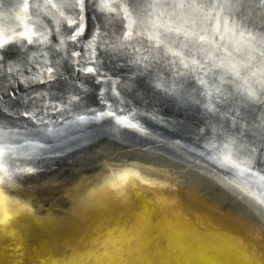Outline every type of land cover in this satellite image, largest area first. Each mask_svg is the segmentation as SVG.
<instances>
[{"label":"snow or ice","instance_id":"1","mask_svg":"<svg viewBox=\"0 0 264 264\" xmlns=\"http://www.w3.org/2000/svg\"><path fill=\"white\" fill-rule=\"evenodd\" d=\"M46 7L57 10L70 9L75 17L67 39L63 38L65 30L62 27H57V33L61 36L60 45H54V51L49 54L58 55L61 47L65 46L68 40L71 41L73 47H66L65 54L56 59L54 65L50 64L46 68V76L42 74L38 76L34 73L32 75L26 74V65H28L27 72L32 71L31 60L27 56L29 49L26 44L21 43L18 47L0 46V65L9 62L8 83L9 85L12 83L17 85L10 98L7 96L8 87H4L0 93V121H3L5 126H15L16 123H21L26 130H29L31 124L33 125L30 128L31 133L45 140L53 134L51 127H44V125L49 124V120L45 119L48 105L43 106L44 115H38V110L35 108L36 98L30 94L28 91L30 89L31 92L38 93L41 98L47 95L55 99L56 93H60L61 97L68 94L66 108L73 118L67 122L65 127H79L86 119L89 121L99 119L98 116L86 118V115L81 114L78 110L81 106L89 111H99L102 115L108 116L110 125L112 113L105 112L103 108L98 110L91 108L97 99L96 87L93 85L85 88L82 94L76 90L79 85L60 70L61 61H66L63 69L69 76H75L78 79L77 74H83L86 77L89 74L101 75L91 58L88 61L93 64L91 67H86L79 60L73 59L80 56V53L75 50V46L83 42L81 38L88 32L90 25L85 23V20L93 5L89 3V0H62L61 4L51 3V0H48ZM99 7L101 11L104 9L112 11L108 5H100ZM185 7L193 11H200L210 20L214 19L215 23L211 29L213 33H219L221 27L226 33L232 35H236L241 28L255 30L258 33L257 43L264 53V0H215L211 3L189 5L167 4L159 2V0L147 4L142 3L141 0H125V3L120 5V11L123 15L119 35L110 44L108 41H104V43L117 56L124 54L125 50L130 47L138 54L134 58L129 57V64L136 68V72L134 75H129L124 84L127 89V96L137 106H143L145 114H148L150 119L156 123L162 124L166 130L156 135L143 128L141 132L156 140L157 143L175 149L178 153L177 160L180 157H183L185 161L189 158L195 160V157L192 156L195 153V156L211 158L225 172L238 171L239 173L247 172L255 166H264V70L253 73L257 77L256 85L258 87H246L238 93H225L220 85L209 87L208 81L202 76L195 75L205 68L207 60L204 63H200L195 58L188 60L182 51L176 49L175 41L168 36L162 37L158 32L146 34L143 28L137 29L136 21L143 17L147 9H152L153 12L157 10L163 12L168 8L183 9ZM213 12H215L214 17ZM60 15L63 16L64 12L60 11ZM93 19L97 21L95 29L98 30L99 17L94 12ZM153 27L158 26L153 24ZM166 32H175L177 38L182 35L184 40L181 43L184 47H187L189 42L198 45L210 44L213 48L217 47L207 35L190 32L180 27L175 29L166 27ZM142 35H147L150 42L154 41V44H150L145 49L149 55H139L143 45L137 47L135 43H132L134 37ZM94 40L95 35L93 34L88 46H91ZM33 43L32 40L27 41V44ZM39 43H49L48 36L42 34ZM202 50L206 51V49ZM153 52L156 56L179 57L180 64L195 75L196 84L204 89L203 94L210 98L216 96L217 99L215 101L210 99L208 103H204L198 98L200 88L195 85L185 86L182 84L177 87L175 86L176 82L173 81V86H168L167 82L163 80L154 85L153 78L150 75L146 76L150 56ZM95 55L96 53L93 52L92 56L95 57ZM208 59H212V56L209 55ZM16 65L20 67H16ZM141 66L143 71H141ZM219 67H224L223 61L214 64L208 70L214 71L215 68ZM125 69L131 72V68L127 64L121 65L119 63L114 64L111 70L113 74L118 75ZM228 70L234 76L239 77L240 73L235 70L234 65H229ZM181 75L184 74L181 73ZM157 79L159 78L157 77ZM223 82L221 77V83ZM96 83L99 84L100 81L97 80ZM113 83H118V81ZM21 84L24 85V89H20L19 85ZM37 84L43 86L42 89L33 87ZM21 91H23V95L16 94ZM113 95L119 96L115 89H113ZM29 101H32V107L28 106ZM102 102L103 97H101ZM64 103V99L61 98L60 104ZM120 103L122 105L123 100ZM51 107L53 111H63L57 104H52ZM21 117L24 119L20 120ZM125 122V119L117 114L116 123ZM130 128L136 129L137 125L131 124ZM56 131L62 133L64 130L57 129ZM99 132L107 134L103 124L100 125ZM72 139H77V137H72ZM201 141L204 143L201 144ZM122 142L127 143L126 140H122ZM56 147L57 145H52L53 150ZM5 148H0V157L5 155ZM209 153H211L210 157ZM195 163H199V161L196 160ZM187 170L195 171L192 165H188ZM261 171H264V167H261ZM0 172H6L2 162H0ZM212 175L210 172H200L194 180H204L206 176ZM130 176L139 177V174L129 170L121 174L120 179L124 181ZM140 179L144 185L154 186L153 181ZM2 180L3 178H0V182ZM182 183L179 177H173V183L166 187L175 189L180 187ZM189 195L195 202L193 208L196 215L195 224L201 227L211 226L213 230L206 235L222 242L224 245L223 253L218 255L211 249L205 250L202 247V234L195 227L177 229L173 225L170 226L172 235L169 237L167 246L161 245L164 247L163 257L171 261L191 262V264L200 260L210 261V264H225L231 258L233 252L231 242L235 240L231 232L224 227L231 219L229 213L225 211L222 204L212 200L203 191L191 192L189 190ZM180 196L181 193H174L165 198L158 193L136 186L131 191L121 189L115 197L94 206L87 208L77 206L73 216L65 222L67 231H54L48 239L37 238L35 240L31 264H44L39 259L41 256H48L50 259V254L54 250L61 249L72 252L68 264H88L92 257L82 254L81 249L87 248L89 245H99L95 256L98 264H140V262L152 264L156 259V254L149 248L151 240L148 237L153 221L159 223L160 221L167 222L170 218H181L185 223L190 224L189 217L184 216L180 210ZM240 198L243 199L244 195L241 194ZM209 215L216 217L223 223L210 225ZM125 217L128 218L127 223L130 224L131 232H123L122 234L129 238L124 245L114 247L108 242L112 233L117 231V228H113L112 224L119 225ZM36 223L42 224L46 229H51L53 225L51 220H37ZM24 228L25 231L31 230V226L27 224ZM105 229L110 230L105 231ZM157 243L160 242L157 241ZM15 251L17 255L21 254L19 249ZM253 259L256 260V264H264V251L258 259L255 257ZM0 264H19V261L0 254Z\"/></svg>","mask_w":264,"mask_h":264},{"label":"bare ground","instance_id":"2","mask_svg":"<svg viewBox=\"0 0 264 264\" xmlns=\"http://www.w3.org/2000/svg\"><path fill=\"white\" fill-rule=\"evenodd\" d=\"M118 1L121 2L122 0H115L114 2H118ZM190 1L193 3L195 0H190ZM197 1L203 3H205L204 1H208L211 3V1H215V0H197ZM47 3L48 0H0V46L7 45L9 47H18L21 43H24L27 45V48L29 49V51L27 52V56L33 54L35 58L36 57L42 58L43 60V58L46 55H50L49 53L54 51V45L55 46L60 45L61 36L60 34L57 33V27H62L61 25H63V22L66 20L65 19L66 15L68 12H70V9L69 10L52 9L46 7ZM51 3L61 4L62 0H51ZM60 11L64 12L63 16L60 15ZM175 13L177 15L173 22L167 18H164L163 19L164 22L161 23L160 26H163L164 28L171 27L173 29L180 27L184 30L190 32L194 31L195 33H199L201 35L208 34L207 31L205 32L198 30L199 28L194 30L195 26L188 21L187 17H189L190 15L187 12L185 13V10L183 12L181 11V9H177ZM144 17L146 18V16ZM164 23H168V24L162 25ZM221 28L222 30H224L223 27ZM42 34L48 36L49 43L47 44L39 43V41L42 39ZM67 35L68 34L64 35L63 38L67 39ZM256 36L258 35H246L244 37L240 36L237 38H232L231 41L229 39V42H227V44L229 48H231V50L234 51L239 50V47H243L244 48L243 53L236 52V54L237 55L240 54L242 58H250L248 60H251L253 61V63L258 64V68L254 66L253 70L250 71L241 70V66L239 65L240 63L237 62L235 63L233 61H230L228 56L225 55V56H221L222 59L221 61H223L224 67L215 68L218 69L217 71L215 70L209 71L208 69L212 68L215 63L213 61H207L205 68L203 70L198 71L195 75L202 76L206 81H208L209 87H211L212 85H220L221 88L225 90V93L228 92L238 93L244 90L246 87H252V86L258 87V85H256L257 77L254 76L253 73H259L260 71L258 70L261 71L264 70V65L259 63V61L264 59V53L260 51L259 49L260 46H258L259 44L257 43V41L254 42L253 40H251L253 39V37ZM142 37H144V35L138 36L139 41L146 40L145 38ZM215 37L218 43H222V42L226 43L225 40H221L222 39L221 35H216ZM107 39L108 37H105L103 39V42L106 41ZM173 39H177V38H173ZM214 39L215 38H211L212 41ZM28 40H32L34 43L27 44ZM177 40L179 41V44H181L179 45L180 47L176 48L177 50H179L181 46L184 47L183 44L181 43V41L184 40V37L182 36ZM255 43L258 45L256 46ZM148 44H154V41L151 42L149 41ZM97 45L100 46V42ZM205 46L206 45H198L189 42L187 44V47H185L188 49V54H185V52L182 53L185 56V58L188 60L195 58L200 63H204L205 60L207 59H204V57L203 58L200 57L198 53L206 54L208 50ZM202 49H206V51ZM190 52L196 55L191 54ZM41 53H44V55H41ZM161 56L162 58H164L163 60H167V61H156V62L149 61L148 69L150 70L147 69V72L149 74H146V76L150 75L153 78L154 85L160 83L161 80L166 81L168 86H173V81L176 82L175 86L177 87H179L182 84L185 86L195 85L196 87L200 88V94L198 97L204 103H208L210 99L212 101H215L217 99L216 96H212L210 98L207 95L203 94L204 89L196 84L195 75L191 73L189 69H185L180 64L179 57H173L171 55H167V56L161 55ZM30 60H31L30 67L32 71L27 72L26 69L28 65H26L25 66L26 74L32 75L34 73L38 76H40L41 74L43 76H46L45 73L46 67H48L50 64L54 65L55 62V61H32L34 59H30ZM221 61H217V64L221 63ZM241 61L244 62L247 60H241ZM114 62L115 61L112 59L107 60V64H109L112 67L114 65L113 64ZM226 63L235 66V70L240 73L239 77L234 76L232 72L228 70L229 66L228 67L225 66ZM41 64H43L42 67ZM158 64L159 67L155 66ZM0 66L1 67L4 66V71H6L2 75H0V93H1L4 87H9V84L5 82V80L9 78V72H8L9 62H5L3 65ZM16 67H20V66L16 65ZM134 69L136 68L135 67L131 68V70ZM126 70L127 69L123 71L124 74L113 75L114 79L112 78L113 79L112 82L118 81V83L115 84L112 83V85L108 87L105 85L104 82V79L107 77L106 73L102 72L100 69L99 72L101 73V75L89 74L93 76L92 79H94L95 77H99L97 79L100 81L99 84L96 83L97 80H94V82L89 84L88 82H90L89 81L90 79L88 77L84 76L83 74H77L79 76L78 80L80 82L83 81V83L77 84L79 85V87L76 90L78 92H81V90H84L85 88H89L90 86L94 85L96 87L97 99L96 102L91 105V108L95 110L103 108L105 112H109L112 114L114 113L115 116H117V114H122L119 113L121 112L119 107L109 108L107 107L109 106L108 105L109 103L107 105L103 104L105 101L101 103L100 98L106 96H108L109 98L111 97L112 99L115 100L116 98H123L125 100V103L127 104L129 103L130 106L142 110V108H144L143 106H137L127 96V89L124 87V84L127 82L129 75H132V72H128ZM143 70L144 69L141 66V71ZM181 73H183L184 75H181ZM205 73H207V75H205ZM157 77L159 79H157ZM221 77L223 78L224 81L223 83H221ZM21 86L22 88H24V85ZM113 89H115V91L119 94V96L113 95ZM67 95L68 94H66L64 97H61L60 93H56L55 99L48 98L45 96L43 98L38 97L40 100V104H37L35 106V108L38 110L37 114L44 115L43 106L47 104L48 105L47 116L45 117V119L49 120V124L44 125V127H51L53 129V134L50 135L46 140L39 138L31 133L30 128L33 126L31 124L29 125V130H26V128L21 123H16L15 126H11V125L5 126L4 124L0 123V148H5V146H7L5 148V155L3 157H0V162H2L3 168L6 170V172H0V178L9 179L11 177H15L16 175L18 176V178L15 177L16 179L11 180V182L6 181L8 183L10 182V184L15 185L13 192L10 193L12 197L14 196V194H16V195H22L25 200H30L32 198L38 200L40 198H43L46 195V193H50L51 196H58L59 195L58 192H60L61 190L59 189L57 184L63 182L64 184H66L67 187L70 186L69 188L71 189H69V191L67 190V192L65 191V194H62L61 197H59V201L57 203L60 206L70 207L73 202H70V200H68V202H64V201L70 199V197L68 196L69 194L75 192L77 189L78 190L82 189L80 193L77 195L78 203L74 204L72 207L75 206L77 207L81 205H86L90 207V205L94 206L109 198H113V194L118 193L121 189L131 191L136 186H138L139 188H141L142 185L146 186L144 184L140 185V183L135 184V182H132L134 181V179H136V182L137 181L139 182L141 181L140 178H143L153 181L156 184L157 181L155 178H157L156 177L157 174L164 173V171H168L167 169H170L172 167H177V168L179 167L181 173L185 174L184 176L190 175V173L186 171L188 167L181 165V161L177 160L174 154L171 155L161 150L156 152H151V151L147 152L148 149L150 150L154 148V145L149 143L148 145H142L141 143L137 144L136 141L139 142V140H134V139L129 140L126 134L122 132L117 133L114 130H110L109 124L105 122L106 120L103 117L104 115H102L99 111H89L87 108L83 106H81L78 109L81 114L86 115V118L92 116H98L99 119L94 121H89L88 119H86V121L80 125V126L82 125L85 126L86 129H88L89 131L88 132L85 131V134L81 135V136H86L87 139L85 138L84 140H79L78 142H74L77 143L74 144L76 145V147L74 146L68 147V145H63L66 143L64 142L65 139L63 137L65 133L63 132L57 133L56 130L57 129L69 130L70 127H72V126L65 127L67 125V122L73 118L72 114H70L66 108ZM37 96L39 95L37 94ZM61 98L64 99L65 101L64 104H60ZM52 104H57L61 109H63V111H53L51 107ZM144 121L139 120V124H136L137 128L134 130L140 133H142L141 129L143 127L146 128L147 130L148 128L146 127V124L148 121L147 120ZM101 124H103L105 130H107V137H111V139L105 141L95 140L98 138V136L101 135L103 136L106 134L98 133L94 135L90 133V131H99V127ZM120 127H121L120 125L118 124L116 125V129ZM149 128L152 127L149 126ZM19 133L20 135L16 136ZM110 134L117 135V137H112ZM133 136L134 135H131L130 137ZM59 139L62 140L59 141ZM122 140H126L127 143L122 142ZM90 141L92 142L89 143ZM52 145H57L55 150H53ZM62 148H67V150H65V152H59L58 149H62ZM137 151L138 152L146 151V152L142 154L141 158H138L136 157ZM201 159L203 158H200V160ZM141 162H150L152 164L150 168L146 169L147 172L149 171L148 173H145L146 170L144 172L135 171L139 174V177L130 176L124 181L120 179L121 174L129 170L133 171V169L136 168L138 164H140ZM208 162L213 163L211 161ZM154 165H158L157 167H160L161 169L156 170L157 168L154 167ZM212 169L215 171V168ZM122 170L124 171L122 172ZM143 173H145V175ZM222 176L221 178H223ZM173 177H176L175 174L170 173L166 176V179H170V178L173 179ZM228 178L231 180L229 181L230 184H234L236 188L237 186H239L242 187L241 189L246 193L254 194L253 196L254 198L253 199L250 198V199L254 200L257 203H261L262 201H264V195H263L264 172H259L258 170L253 171L251 169L244 173L233 171V173L229 174ZM260 189H262V193L258 191ZM98 191H103L104 193L109 192L111 193V195L109 196V198L105 197L101 199H95L90 196L93 192H98ZM1 192H6V190L2 188ZM0 204H1L0 207H2V209H0V224L2 226L1 228H3V230L9 228V226L12 227L13 229H15V226L18 228L17 230L18 232L14 234L10 232L3 233V231L0 233V254H4L9 257L15 258L16 260L19 261V264H31V261L33 259L32 249L35 246V240L37 239V236L34 234V230L32 228L30 231H25L24 226L26 224L30 225L31 227L33 226V224H31L30 222H26V223L24 222L26 218L20 217L22 214L27 215L25 214L26 210H24L21 207H18L19 206L18 204H11L7 206L4 204L3 201H1ZM30 206L32 207L31 213H33V215H36L39 211L38 208L42 206V204L39 206L37 201L30 204ZM262 207L264 209V203L262 204ZM74 209L75 208H72V211ZM127 221L128 218L125 217L121 220V223L119 225H116L115 223L112 224L113 228L120 229V226H124V224L127 227H125L124 229L122 228L121 230L118 229L120 231V233L118 234L116 231H115L116 233L115 232L112 233L111 238H109L108 240L110 245H113L114 247H120L126 243L129 237L124 236L122 233L131 232L130 224L127 223ZM182 221L183 220L181 218H170V220L167 222L160 221L159 223L153 221V224L150 228V236L148 237V239L151 240V243L149 244V248L151 250L157 251L158 248H160V245H162L165 241H169V237L170 235H172L170 226L174 225L177 229H180L182 226L181 224ZM260 226L261 228L264 229V224H261ZM189 227H195L197 231H199L202 234V247L205 250L211 249L212 251H215L218 255L223 253L224 245L222 244V242L219 240H214L210 235H205L204 233L205 230L203 229V227L196 225L195 223H193ZM39 228H43V225L39 226ZM109 230L110 229L107 230L105 229V231H109ZM11 234L14 236L13 240H10V238L12 237ZM41 234H42L41 239H45L46 238L45 234L43 232H41ZM23 239L27 240L26 244H23L22 242ZM157 241H159L160 243L158 244ZM231 244L235 245L238 248L240 247V250L245 254V256L252 255L253 257H255L252 253L251 248L247 247L243 243L241 244L240 242L236 245V243L232 241ZM91 246L92 245H89L87 247L88 249L83 251L82 254L92 257V259L89 260L88 264H98V262L95 260V256L97 255V250H94L92 248L89 249ZM16 249H19L21 253L20 255L16 254L15 251ZM158 256L160 258L163 257L161 253H159ZM39 259L43 261L44 264L59 263L57 261L45 260V256H41ZM232 262L233 260L229 259L225 262V264H234ZM255 262L256 260H254V263ZM140 264H143V262H140Z\"/></svg>","mask_w":264,"mask_h":264},{"label":"water","instance_id":"3","mask_svg":"<svg viewBox=\"0 0 264 264\" xmlns=\"http://www.w3.org/2000/svg\"><path fill=\"white\" fill-rule=\"evenodd\" d=\"M115 0H89V3L93 5V8L91 11H89L87 13V18L85 20V23L89 24L90 27L88 29V32L85 34L84 37H82L81 39L83 40V42L81 44H79L78 46H75V50L77 52L80 53L79 57L73 58L74 60H79L81 64H84L85 66H89L91 67L93 64L89 63L88 61L90 60V58L95 62V65L97 68H99L102 72L106 73V78L108 79H104L105 85L111 86L112 85V80L114 79L113 75V71L112 66H110L109 64H107V60L112 59L115 62L124 65L127 64L129 65V67L133 68L134 66H132L131 64H129V57H135L136 55H138L136 52L133 51V49L130 47L128 49L125 50V53L122 55L117 56L115 53H113L110 49V47L106 44H103V39L105 37H108V39L106 41L109 42V44L114 41L117 36L119 35L120 32V27H121V17L123 15V13L120 11V5L125 3V0H122L121 2H114ZM142 3H153V2H157V0H141ZM159 2L162 3H167V4H184V5H189L192 2L190 0H159ZM205 3H210L208 1H204ZM211 2H215V1H211ZM197 3H203L200 1L195 0L192 4H197ZM100 5H108L110 8H112V11H108L107 9H104L103 11L100 10ZM176 10L177 9H173V8H168L166 11L161 12L160 10H157L155 12H153L152 9H147V11L144 13L142 18H138L136 21V26L137 29L143 28L145 33H152V32H158L163 36L168 35V37L172 36L173 38H177L176 37V33H168L166 32V28H164L163 26H160L161 23H163V19L167 18L169 20H171L172 22L175 20L176 18ZM185 13H189V17H187L188 21L191 22L195 28L194 30L198 29L200 31H207V36L211 39V38H215L213 40V42L217 45L216 48H213L210 44H205L208 52L206 54H200L198 53V55L200 57H204V59H207V61H213L215 64H217V61H221V56H225L227 55L230 61L233 62H237L240 63L239 65L241 66V70H253V67L256 66L258 68V64L253 63V61L248 60L250 58H242V56L240 54H236L241 52L243 53V47H239V50L234 51L231 50V48H229L227 42H229V39L231 41L232 38H237V37H244L246 35H258V33L249 28L247 30L241 28L239 32L236 33V35H232L231 33H226L224 30H220L219 33H213L212 32V25L215 23L214 19H208L205 17V15H203L200 11H193L192 9L185 7L183 9H181V11ZM207 11V10H205ZM93 12L96 14V16L99 17V29L96 30L95 29V25L97 24V21L93 19ZM146 16V18L144 17ZM215 16V12H213V17ZM135 18V17H134ZM66 23L65 21L63 22L62 29L65 30V35L66 34H70V29L73 26V21L75 20V17L72 15V11L70 10V12L67 13L66 15ZM186 19V18H185ZM153 24L157 25L158 27L154 28ZM168 23H164L162 25H165ZM164 28V30H163ZM194 32V31H193ZM167 33V34H166ZM93 34L95 35V40L92 43L91 46H88V42L90 40H92ZM221 35L222 39L221 40H225V42L222 43H218L216 40V35ZM213 36V37H212ZM172 37H170V39L175 41L174 46L180 47L179 45V41L177 39H173ZM182 37V35L180 36ZM179 37V38H180ZM146 40H141L139 41L138 37H134V40L132 43H135L137 47H140L141 45H143V47H141V51L139 53V55H149V52L146 51L145 49L147 47H149L150 44H148L149 40L147 39V35H144V37ZM256 39L258 40V36H256ZM254 42H256L257 40L255 39H251ZM138 41V42H137ZM147 41V42H146ZM100 42V46H98L97 44ZM241 43V42H240ZM256 44V43H255ZM258 44H256L257 46ZM240 46V45H239ZM259 46V45H258ZM71 48L73 47L72 43L70 40L67 41L66 45L61 47L60 53L58 55H46L43 60L42 58H35L33 56V54L29 55L28 59H34L32 61H55L56 59H58L60 56H63L65 54V48ZM103 49V50H100ZM260 49V47H259ZM179 51L185 52V54H188V49L185 47L179 48ZM261 51V49H260ZM95 52L96 55L95 57L92 56V53ZM102 52V53H101ZM262 52V51H261ZM191 53V52H190ZM194 54V53H191ZM70 55V53H69ZM196 55V54H194ZM211 55L212 59H208V56ZM33 56V57H32ZM198 56V57H199ZM113 57V58H112ZM164 58H162V56H156L155 52L152 53V55L150 56V61H167V60H163ZM168 59V58H167ZM241 60H247L242 62ZM173 61V60H172ZM175 61V60H174ZM259 61V60H258ZM113 63V64H117V63ZM48 63V62H47ZM66 63V61H62L61 63V72L64 73L65 76H68V78L70 80H74L76 84H80L81 82L75 77V76H69V74L67 72H64L63 69V65ZM124 63V64H123ZM260 64L264 65V59H262L261 61H259ZM230 64H225V66H229ZM43 66V64H41V67ZM45 66V65H44ZM159 67L158 65H155ZM162 66V65H161ZM47 68V67H46ZM3 70V71H2ZM150 70V69H148ZM215 71H217L218 69H214ZM46 71V70H45ZM127 71V70H126ZM261 71V70H258ZM4 72V66H0V75H2ZM9 72V71H8ZM132 75L135 74L136 69L131 70ZM134 72V73H133ZM47 75V72H45ZM121 74H124V72H121ZM146 74H149L148 72H146ZM119 75V74H118ZM191 75V74H188ZM88 78L90 79L88 82L89 84H91L92 82H94V80H97L99 77H95L94 79L92 75H89ZM113 78V79H112ZM8 80H5V82L8 83ZM106 80V81H105ZM9 84V83H8ZM22 85V84H21ZM19 85L20 89H24L22 88V86ZM17 87V85L15 83H12L9 85V92L7 93V96L10 98L13 95V90ZM33 87H36L37 89H42L43 86L41 85H33ZM30 92V94L32 96H34L36 98V103L35 106L37 104H40V100H39V96H37L38 93L36 92H31V90H28ZM84 90H81V93ZM110 91V90H109ZM2 93V92H1ZM18 95H23V91L20 93H16ZM45 97L51 98L47 95H45ZM199 98V97H198ZM101 99V98H100ZM103 101H105L103 104H108L109 106L107 107H119L120 111L119 116H122L125 119V123H121L118 124L121 127L116 129V119L117 116H115V114H112V119H111V124L109 125L110 130H114L117 133H124L127 135L129 140H139L136 141L137 144L141 143L142 145H148L152 144L154 145V148L152 149H148L147 152L151 151V152H156V151H165L171 155H175L176 157L178 156V153L176 152V150L172 149V148H168L165 145L159 144L157 143L156 140L151 139L148 136H145L144 134L135 131L134 129L130 128L131 124H139V120H147V124L146 127L148 128L147 131L151 132L153 135L162 133L164 131H166L163 127L162 124H158L155 121L151 120L148 114H145V111L143 110L144 108L141 109H137L133 106H130L129 103H125V100L123 98H116L112 99L111 97L109 98L108 96L103 97ZM123 100V104L121 105L120 101ZM29 107H32V101H29ZM123 109V110H121ZM134 113V115H133ZM105 118V122H107V124H109V117L108 116H103ZM103 118V119H104ZM144 119V120H143ZM20 120H23V117L20 118ZM145 122V121H144ZM0 123L4 124L3 121H0ZM146 123V122H145ZM145 126V125H144ZM149 126H151L152 128H149ZM144 128V127H143ZM146 129V128H144ZM85 131H89L88 129H86L85 126H72L70 127V129H66L63 131L64 134V139L66 142L63 145H68V147H76L77 143L74 142H78L79 140H84L86 138V136H81L83 134H85ZM86 132V133H87ZM91 134H98L101 133L103 134V132H99V131H90ZM19 134H17L16 136H19ZM112 137H117V135H113L110 134ZM131 135H134L133 137H130ZM72 137H77V139H72ZM69 138V139H68ZM87 139V138H86ZM111 139V137H107L106 135H101L98 136L97 139L95 140H109ZM114 139V138H112ZM62 139H59V141H61ZM93 141V140H92ZM92 141H90L89 143H91ZM58 142V141H57ZM182 143V142H181ZM204 142L201 141V144H203ZM62 144V143H61ZM71 149V148H70ZM59 152H65V150H67V148H62V149H58ZM175 151V152H174ZM146 152V151H142V152H138L136 154V157L141 158L142 154ZM192 156L195 157V160L189 158L186 161L184 160L183 157L179 158V161H181V165L183 166H187L188 165H192L193 169H195V171L193 170H187L190 175L188 176H184L185 174L181 173V170L179 169V167H172L170 169H167L168 171H164V173H159L157 174V178L156 181L157 183H154L153 185H146L143 186L141 183V181H137L136 179H134L135 184L140 183V185H142V189H147L150 192H155L160 194L162 197H170L171 195H173L174 193H181V196L179 197L180 201H181V212L183 213L184 216H188L189 220H190V224L185 223L184 221H182V226L180 229H184L189 227L190 225H192L193 223H195V219H196V215L193 212V208L195 207V202L192 201L191 196L189 195V190H191V192H197V191H203L205 193H207L212 200L217 201L218 203L222 204L225 211H227L230 215V221L224 225V227H226L231 234L235 237L234 243H236V245L238 243L241 242V244L243 243L244 245H246L247 247H250L252 250L253 255L255 256L256 259H258L262 253V251H264V248H262V245H264V229L261 228V224H264V209L262 207V202L261 203H257L254 200H252L254 197V194H248L245 191H243L241 188L234 185V184H230L229 181H231L228 177L230 173L233 172H225L223 170V168L218 167L217 163L215 161H213L211 158H205V157H199V156H195V153L192 154ZM211 156V153H209V157ZM200 158H203L200 160ZM181 159V160H180ZM199 159V160H198ZM211 161L213 163H209L208 161ZM116 160V159H115ZM198 160L199 163H195V161ZM109 164V163H106ZM150 166H152V164L150 162H141L140 164H138V166L136 168L133 169V171H142L144 172L146 169L150 168ZM158 165H154V167H156L158 169H161L160 167H157ZM211 166V167H210ZM261 167L264 166H255L252 167L251 170H258L259 172H264L261 171ZM141 168V169H140ZM143 168V169H142ZM215 168V171L212 169ZM188 169V168H187ZM124 170H122L123 172ZM173 171V172H170ZM121 172V173H122ZM149 172V171H148ZM147 170L145 171V173H148ZM200 172H210L213 175L212 176H206L204 178V180H194L195 177H198ZM214 172V173H213ZM145 173H143L145 175ZM175 174L176 177H179L182 180V184L180 187H177L175 189L170 188V187H166L167 185H170L173 183V179H166V176L168 174ZM218 174V175H216ZM224 174V175H223ZM223 175V176H222ZM221 176L223 178H221ZM16 178H18V176H15ZM15 177H11L9 179L7 178H3V180L0 182V203L1 201L4 202L5 205H11V204H18V207L23 208L24 210H26L24 215L22 214L20 217L22 218H26V220L24 221L26 222H30L31 224H33V226L31 227L34 230V234L37 236V238L41 239L42 238V234L41 232H43L45 234V239H48L50 237V235L52 234V232L54 231H67V229L65 228V222L67 221L68 218L73 216V213L76 209L75 207H72L74 204H77L78 202V197L77 195L80 193V191L82 189H77L75 192L69 194L68 196L70 197V199L65 200L64 202H68V200H70V202H73L72 205L69 207L67 206H60L57 202L59 201V197H61L62 194H65V191L67 192V190L69 191V187L66 186V184H64L63 182L58 183V187L61 190L60 192H58V196H51L50 193H46V195L43 198L40 199H30V200H25L24 197L22 195H16L14 194V196L12 197V195H10V193L13 192L15 185L10 184L11 180L16 179ZM6 181H10L9 183ZM134 184V185H135ZM261 184V183H260ZM95 186V185H94ZM97 186V184H96ZM6 190V192H1V189ZM244 188V187H243ZM259 192L262 193V189L258 190ZM118 193L113 194V197H115ZM241 194L244 195V198L241 199ZM111 195V193L109 192H103V191H98V192H93L90 196L95 198V199H101V198H105ZM264 195V194H263ZM252 198V199H250ZM64 200V199H63ZM62 200V201H63ZM38 201V205L40 206L42 204V206H40L38 208V213L36 215H33V213H31V206L30 204L37 202ZM1 205V204H0ZM66 205V203H65ZM85 208L89 207L86 205H81ZM91 206V205H90ZM72 208H75L72 211ZM0 209H2V207H0ZM5 212V211H4ZM20 214V213H19ZM37 220H51L53 221V225L51 227V229H46L44 226L43 228H39V226H41L42 224L36 223ZM183 220V219H182ZM208 220L210 221V225H220L223 222L218 220L216 217L209 215L208 216ZM1 224H0V233L3 231V233H16L18 232V228L15 226V229H13L12 227L9 226V228H6L3 230V228H1ZM125 227H127L125 224L124 226H120V229L117 228V234L120 233L119 230H121L122 228L124 229ZM119 229V230H118ZM156 229V227H155ZM203 229L205 230V235L209 232H211L213 229L211 228V226L209 227H203ZM107 230V229H106ZM115 232V233H116ZM12 235V234H11ZM115 235V234H114ZM113 235V238H114ZM14 236L12 235V237L10 238V240H13ZM9 241V240H8ZM26 239H23L22 242L23 244H26ZM168 244V241H165L162 245L164 247H166ZM240 244V245H241ZM232 245V244H231ZM10 246V244H9ZM8 246V247H9ZM93 246V247H92ZM89 249H94L97 250L99 248V245H92ZM164 247L158 248L157 251L152 250L154 253H156V259L152 262V264H191V262H180V261H171L168 259H165L164 257L160 258L158 255L159 253L162 254L163 256V252L164 251ZM233 248V252L231 254V260H233L232 263L234 264H256V262L254 263V257L248 256L250 258H248L247 256H245V254L240 250V247H236L235 245H232ZM237 248V249H236ZM11 249V248H10ZM88 248H83L81 249V252L85 251ZM88 252V251H87ZM86 252V253H87ZM71 256H72V252L71 250H54L51 254H50V259L48 256H45V260L48 261H57L59 262L58 264H68V262L71 260ZM195 264H210V261L207 260H200L195 262Z\"/></svg>","mask_w":264,"mask_h":264}]
</instances>
